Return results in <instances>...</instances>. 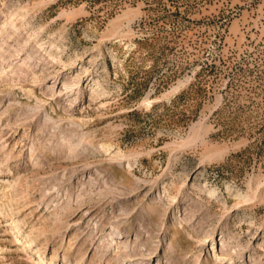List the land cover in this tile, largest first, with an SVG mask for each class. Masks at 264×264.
Segmentation results:
<instances>
[{
	"label": "rangeland",
	"instance_id": "rangeland-1",
	"mask_svg": "<svg viewBox=\"0 0 264 264\" xmlns=\"http://www.w3.org/2000/svg\"><path fill=\"white\" fill-rule=\"evenodd\" d=\"M0 264H264V0H0Z\"/></svg>",
	"mask_w": 264,
	"mask_h": 264
},
{
	"label": "trees",
	"instance_id": "trees-1",
	"mask_svg": "<svg viewBox=\"0 0 264 264\" xmlns=\"http://www.w3.org/2000/svg\"><path fill=\"white\" fill-rule=\"evenodd\" d=\"M78 1L79 0H69V2H73V3H77ZM90 1H91L92 4H95L98 0H90ZM204 72L209 73V74L213 73V72H216L215 74L219 75L220 73H222V70H217L214 65H207L205 68L201 67L200 71L196 74L197 80H198L199 76H201ZM204 76H205V73H204ZM202 81H204V82H202ZM206 81L207 80H205V78H202V79L198 80L197 82H198V85H199L201 83L202 84L206 83ZM189 118L190 117L188 115L182 114V117L177 120V123L182 121V119L183 120H189Z\"/></svg>",
	"mask_w": 264,
	"mask_h": 264
}]
</instances>
